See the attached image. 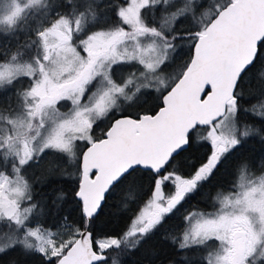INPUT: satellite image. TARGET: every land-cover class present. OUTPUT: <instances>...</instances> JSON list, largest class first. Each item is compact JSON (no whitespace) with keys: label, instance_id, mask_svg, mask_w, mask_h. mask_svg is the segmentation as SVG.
I'll list each match as a JSON object with an SVG mask.
<instances>
[{"label":"snow or ice","instance_id":"obj_1","mask_svg":"<svg viewBox=\"0 0 264 264\" xmlns=\"http://www.w3.org/2000/svg\"><path fill=\"white\" fill-rule=\"evenodd\" d=\"M185 22L192 26L180 32ZM21 32L26 43L0 61V90L30 80L0 111V255L22 258L13 264H120V252L159 238L181 264H194L187 257L196 252L198 264H264V175L252 177L237 156L261 134L242 113L264 120V0H0V40ZM179 40L190 52L169 82L159 73L181 54ZM150 89L157 110L125 115ZM61 101L71 102L67 112ZM46 159L50 175L74 185L71 200L62 188L50 202L35 199L26 173ZM229 164L236 190L218 193L215 211L184 215L182 231L166 230ZM118 194L134 214L114 234L102 216ZM149 255V264H176L162 249Z\"/></svg>","mask_w":264,"mask_h":264},{"label":"trees","instance_id":"obj_2","mask_svg":"<svg viewBox=\"0 0 264 264\" xmlns=\"http://www.w3.org/2000/svg\"><path fill=\"white\" fill-rule=\"evenodd\" d=\"M218 2H222V0H217ZM112 4H120L125 3L126 0H109ZM210 2V0H209ZM108 14L112 19H115L114 14L112 13L111 9H108ZM180 32H183L179 28ZM28 40V33L21 32L19 35L18 40H13L11 44H9L7 41L0 40V61H3L6 59V53L10 54L11 52H15L17 50L18 45L22 46L26 43ZM180 41H186V40H179ZM190 52V48H189ZM30 53V55H29ZM31 55H33L31 50H25V55L23 57L24 60H28ZM189 55V53H188ZM175 59L181 64H184L188 60V56H181L178 58L175 57ZM20 82V85L14 84L11 88L13 91V94L17 95V93H21L24 89H27L30 84V80L27 77H20L18 79V83ZM8 89V87H7ZM0 94H2L0 92ZM1 96V95H0ZM3 101L7 98L6 94L4 95ZM252 102H255V97H253ZM160 101L158 102V104ZM243 107L247 108L250 107V104H244ZM4 109V102L0 105V111H3ZM157 110V107L154 109L148 111L149 113H154ZM145 112V111H139L138 113ZM136 113L135 115H137ZM127 115V114H125ZM131 115V114H128ZM132 115V116H135ZM241 123H248V124H255L257 127L260 128L261 132L264 131V120H262L260 117L251 115L249 113H242L240 117ZM95 128V135L97 133V136L101 135L102 130L105 128L102 127H96ZM85 147V145H84ZM206 153V149H202L200 152L196 153L195 155L197 157H203ZM196 162L198 163L199 160L197 159ZM50 166V161L45 160L41 163V168H32L26 173V178L30 181V183L33 185V194L37 201H39L41 204H44L45 202H50L53 198L54 192L59 189H63L68 194V199H72V191L74 185L71 183H61L59 179L56 178L54 175H50L48 172ZM234 164L226 165L224 168H222L219 173L215 176V178L211 181L210 184H208L206 187H204L203 191L207 193L205 198H207L209 193H211L215 186L219 183H225L228 180H230L231 174L234 172ZM186 171H191V168H187ZM30 172V174H28ZM225 185V184H224ZM121 203V200L119 198V194L116 198L110 200L108 202L109 206L104 209V215L102 216L103 221H108L109 227L108 231L112 232L114 234L122 233L130 224L131 222V216L134 213L131 212H123L119 205ZM115 205V206H113ZM68 208H72L73 205H68ZM57 213L54 209H52L51 216H47L43 218L46 221V224L48 227H52L57 221H56ZM63 234V233H62ZM174 250V248L170 247ZM140 249H142L140 252H138ZM136 249V250H126L123 252H120L118 255V259L120 260V264H149L150 259H154L153 256H150L149 253L153 250L159 252L161 249L163 250V253L167 255V259L170 258V253L168 252L169 246L165 243H163L159 238L157 240L151 241L148 244L144 245L142 248ZM199 257V256H198ZM197 255L195 253H192L189 255L190 261H195L197 258ZM174 258V256H173ZM17 255H0V264H13L14 260H21ZM196 259V260H197ZM35 264H39V261H36ZM156 264H160V261H157ZM196 264V261L194 262Z\"/></svg>","mask_w":264,"mask_h":264},{"label":"flooded vegetation","instance_id":"obj_3","mask_svg":"<svg viewBox=\"0 0 264 264\" xmlns=\"http://www.w3.org/2000/svg\"><path fill=\"white\" fill-rule=\"evenodd\" d=\"M249 125L255 127L256 129H260L255 124ZM262 137H264V131L261 132L260 135L249 137L243 144L240 151L237 153V156L249 163L252 177H259L261 175H264V138ZM233 171L234 172L231 174L230 180L225 183H219L218 185H216L215 189L208 194L209 196L207 198H205L207 193H205L203 191L204 189H202L194 199L186 200L182 205L181 211L176 214V219H174L169 225H166V230H170L174 233L182 231V217L189 212L214 211L215 208L218 207V205L216 204V197L218 193L227 194L229 191H231V189L234 191L236 190L235 186L239 182V173L236 169V166H234ZM170 247L171 246H169L168 249L170 258L168 260L176 262V264H181L182 257L176 254L175 250L171 249ZM141 250L142 249H140L138 252H140ZM187 259L190 260L189 256L187 257ZM199 261L200 260L198 259L196 260L197 263Z\"/></svg>","mask_w":264,"mask_h":264},{"label":"rangeland","instance_id":"obj_4","mask_svg":"<svg viewBox=\"0 0 264 264\" xmlns=\"http://www.w3.org/2000/svg\"><path fill=\"white\" fill-rule=\"evenodd\" d=\"M174 2H175V4L177 5V6H179L182 2H183V0H174ZM212 2H214V0H210V2L209 3H212ZM215 2H218L217 0H215ZM202 12H207L208 11V9H203V10H201ZM157 16L159 17V13L157 14ZM191 24L190 23H188V22H185V23H183V24H180L179 25V28L183 31V32H185V31H187V30H189L190 28H191ZM177 46H178V49L180 50V55L178 56V58L179 57H181V56H188V53H189V42H187V41H180V42H177ZM33 53V52H32ZM29 55H30V53H29ZM182 65L183 64H181V62L179 63L176 59H174V60H169V61H167L166 62V65H164V66H161V69H160V75L166 80V81H169V82H171V81H173L174 79H175V77L179 74V72H180V70H181V68H182ZM126 67H128L130 70H132V71H135V69L136 68H139V67H141L140 65H135V66H132V65H128V66H126ZM123 75L126 77L127 75H128V73L127 72H125V73H123ZM28 78V77H27ZM14 84H16V85H20V82L18 83V80L16 81V82H14ZM13 84V85H14ZM12 85V86H13ZM12 86H8V89L6 88V89H3V90H0V92L2 93V94H0L1 96H0V105L4 102L3 101V98L2 97H5L4 95L6 94V97L7 98H10L11 100H12V102H13V104H15L16 103V100H17V97L19 96V94L20 93H17V95H15V94H13V91L11 90V88H12ZM148 91H151V93H152V95L150 96V97H148L147 98V102L143 105V107L142 108H133V109H129V111L127 112V113H124V114H131V115H135L136 113H138L139 111H145V112H148V111H150V110H152V109H154L157 105H158V102H159V100H157L156 99V97L157 96H159V93H157L156 91H155V89H150V90H148ZM58 107L60 108V111L61 112H67L70 108H71V102L70 101H61L60 102V105H58ZM5 114H7V113H5ZM106 123L107 122H105V123H102V124H100V127H102V128H104V127H106ZM243 124V123H242ZM98 133V132H97ZM97 133H96V136H97ZM80 144H81V147L83 148L84 147V142H79ZM41 166V165H40ZM41 167H38V169H40ZM28 174H30V172L28 173ZM235 189H236V187H235ZM231 191H234V190H232L231 189ZM215 211V210H214ZM207 212H209V211H207ZM212 212V211H211ZM0 231H2V229H0ZM196 255H197V257H198V260H200V253H198V252H196L195 253ZM197 259V258H196ZM196 259H195V261H196ZM194 261V262H195ZM196 264H198L197 262H196Z\"/></svg>","mask_w":264,"mask_h":264}]
</instances>
